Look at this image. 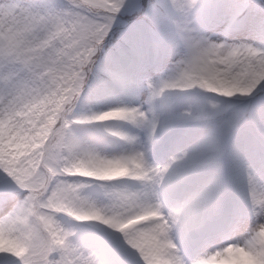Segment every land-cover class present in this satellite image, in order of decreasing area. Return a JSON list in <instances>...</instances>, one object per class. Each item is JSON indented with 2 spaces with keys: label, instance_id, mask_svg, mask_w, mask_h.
<instances>
[{
  "label": "snow or ice",
  "instance_id": "obj_1",
  "mask_svg": "<svg viewBox=\"0 0 264 264\" xmlns=\"http://www.w3.org/2000/svg\"><path fill=\"white\" fill-rule=\"evenodd\" d=\"M262 207L264 0H0V264H264Z\"/></svg>",
  "mask_w": 264,
  "mask_h": 264
},
{
  "label": "clouds",
  "instance_id": "obj_2",
  "mask_svg": "<svg viewBox=\"0 0 264 264\" xmlns=\"http://www.w3.org/2000/svg\"><path fill=\"white\" fill-rule=\"evenodd\" d=\"M261 211H264V207L261 208ZM262 236H264V233H262ZM2 243L3 241H0V244ZM228 247H232V245H228ZM223 264H261V261L244 252L233 251L226 254Z\"/></svg>",
  "mask_w": 264,
  "mask_h": 264
}]
</instances>
